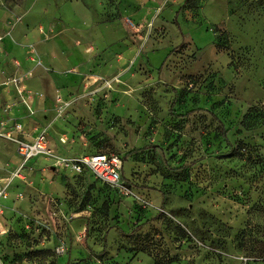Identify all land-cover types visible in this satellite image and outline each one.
I'll list each match as a JSON object with an SVG mask.
<instances>
[{
    "label": "rangeland",
    "instance_id": "1",
    "mask_svg": "<svg viewBox=\"0 0 264 264\" xmlns=\"http://www.w3.org/2000/svg\"><path fill=\"white\" fill-rule=\"evenodd\" d=\"M77 1L111 23L98 28L104 35L124 34L113 22L125 19L130 0ZM142 2L141 12L132 10L139 22H125V37L141 32L125 70L86 94L75 69L64 73L75 88L55 96L65 141L53 150L118 154L122 179L141 201L121 205L125 197L91 173L73 176L43 157L83 221L75 234L51 216L56 203L24 170L8 189L24 198L0 205L3 264H264V0ZM21 3L0 0V15ZM21 20L14 15L7 25ZM122 44L107 48L112 57Z\"/></svg>",
    "mask_w": 264,
    "mask_h": 264
},
{
    "label": "crops",
    "instance_id": "2",
    "mask_svg": "<svg viewBox=\"0 0 264 264\" xmlns=\"http://www.w3.org/2000/svg\"><path fill=\"white\" fill-rule=\"evenodd\" d=\"M138 3L143 5L142 0H130V7L125 10L122 9L126 20L117 18L113 22V27L119 25L124 34L119 32L111 39L108 35H104L98 30V28L107 27L111 23L106 20L100 21L97 16H92L88 8L86 9L77 0L68 2L66 0H22L21 5L17 4V8L11 10L5 8L0 15V31L5 32L7 30L10 34L2 39L0 82L11 75L31 70L32 76L26 80V88L39 92L42 96L32 98L31 105L34 112L30 114L24 105L16 102L18 101V93L11 85L5 88L0 86V119L4 114L2 106L8 102H16L8 117L12 119L11 121L17 120L22 123L23 137L28 141H32L38 132L45 129L49 148L54 151H62L60 139L63 133H60L58 127L59 119H54L56 111L55 96L60 93L62 97L66 98L70 95V92H74L75 88L74 86H65L64 80L69 78L64 73H73V71L69 72V70L75 69L74 72H78L77 74L81 79L80 82H83L82 87L85 89L83 94H86L85 91L90 92L105 77L115 76L120 71L125 70L128 65L126 56L129 53H133V41L141 34L138 31L133 32L135 38L133 34L125 37L127 30L125 22L127 19L131 21L130 19L132 18L139 22L140 18L132 11L141 12ZM14 15H21L22 20L10 28L7 25V21L10 17L13 18ZM39 26L40 28H38ZM89 40L101 44L103 48H106V52L104 51V53L100 54L98 47L94 43H88ZM124 40L127 44L120 46L121 55L117 53L112 57L111 52H108L109 49L107 48L111 44ZM29 43L33 45L42 66L48 67L49 70L36 65L33 60L28 59ZM88 45L93 46L90 48ZM14 59L20 62L19 66L13 64ZM116 105H123L121 104V98ZM19 162L20 156L15 150V145L7 139H0V179L8 176L10 171L18 166ZM26 164L25 170L29 173L28 177L32 179L37 177L39 179L37 190L47 195L46 200L52 198L53 202L56 203V206L51 207L53 210L51 216H56L57 221L60 223H67L72 226L73 232L76 234L79 231L78 229H80L81 221H83L82 214L80 210L67 206L65 198L71 195L67 193L68 187L65 182H59L58 177L61 175L49 164L48 170L50 171L48 172L47 164L43 157H34ZM29 168H31V171ZM4 173H7V175L2 177ZM134 191L140 199L143 197L135 189ZM12 197H15V199ZM57 198L59 199L58 203L55 200ZM12 199L15 201L17 195H14L9 190L8 197L4 200L1 199L0 205L10 206L11 208L12 205L16 204L13 203ZM130 199L132 198L125 197L120 204L129 203ZM162 200L161 193H158L153 203L159 206L158 204L162 203ZM19 201L20 198L16 202ZM35 203L39 204L37 201ZM43 205L47 207V203H43ZM35 206L37 207V205ZM71 217L74 218L70 222ZM0 228V231H5V226Z\"/></svg>",
    "mask_w": 264,
    "mask_h": 264
},
{
    "label": "built area",
    "instance_id": "3",
    "mask_svg": "<svg viewBox=\"0 0 264 264\" xmlns=\"http://www.w3.org/2000/svg\"><path fill=\"white\" fill-rule=\"evenodd\" d=\"M129 23L131 26L133 25V22L129 21ZM2 39L3 35L0 34V42ZM28 45V59L33 60L36 65L42 66L41 60H39L33 45ZM13 64L15 66H19L20 62L14 59ZM42 67L48 69L46 66ZM69 72H71V70H69ZM30 76H32L31 70L17 73L0 82V86L5 88L8 87V85H11L18 93V101L16 102L24 105L31 114L34 112V109L31 105L32 98L35 96L41 97L42 94L28 90L26 88L25 83L26 80L30 78ZM57 100L60 101L59 96L57 97ZM16 102H8L2 106V111L4 114L0 119V139H7L15 145V150H17V154L20 156V162L18 163L17 167L10 171L8 176L0 179V200H4L8 197V189L14 181L13 179L19 177L23 178V171L26 169V163L29 160L33 159L34 157L49 156L55 167H59L61 170L64 169L70 171L75 175L81 174L83 172H89L103 184L109 186L121 198L131 197L136 201H141L140 197L137 196L135 191L131 188L129 181L122 179L121 170L123 167V161L118 154L109 151H97L91 155H80L77 158L59 156L49 148L45 129L38 132L32 141L26 140L22 133V123L17 120L11 121L12 119L8 117L11 114ZM60 141L64 142L65 139L62 137ZM19 198H23L22 194L17 196V199ZM59 252H63V249H61ZM0 264H3L1 259Z\"/></svg>",
    "mask_w": 264,
    "mask_h": 264
},
{
    "label": "trees",
    "instance_id": "4",
    "mask_svg": "<svg viewBox=\"0 0 264 264\" xmlns=\"http://www.w3.org/2000/svg\"><path fill=\"white\" fill-rule=\"evenodd\" d=\"M184 5H187L188 6V8H191L192 6H194L195 5V2H194V0H184V3H183V5L181 6V7H183ZM214 39H215V41H216V45L218 46V39H217V37L216 36H214ZM130 152H134V150H132V151H130ZM82 174V173H81ZM112 190V189H111Z\"/></svg>",
    "mask_w": 264,
    "mask_h": 264
},
{
    "label": "water",
    "instance_id": "5",
    "mask_svg": "<svg viewBox=\"0 0 264 264\" xmlns=\"http://www.w3.org/2000/svg\"><path fill=\"white\" fill-rule=\"evenodd\" d=\"M54 168V167H53Z\"/></svg>",
    "mask_w": 264,
    "mask_h": 264
}]
</instances>
